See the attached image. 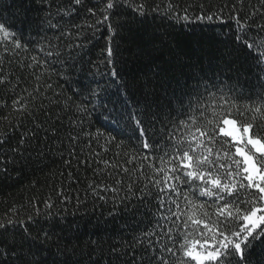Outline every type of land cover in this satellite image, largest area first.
Returning <instances> with one entry per match:
<instances>
[{"label": "snow or ice", "instance_id": "6c2138e0", "mask_svg": "<svg viewBox=\"0 0 264 264\" xmlns=\"http://www.w3.org/2000/svg\"><path fill=\"white\" fill-rule=\"evenodd\" d=\"M237 2L242 4L243 0ZM97 3H103V7H87L82 0H68V6L63 8L56 0H39V3L21 0L20 13L16 14L17 18L22 14L21 29H16L15 20L10 23L0 17V66L5 56H16L18 50H27V45L22 42V27L35 22L28 16L33 6L46 13L39 18L37 29L47 25L46 31L57 34L56 43L43 37L50 50L46 51L41 45L40 51L62 65L66 61L62 59L63 52L57 49L82 48V44L75 43L73 35L76 40L81 37L88 40L86 32L94 33L98 25L106 24L111 34L106 63L112 66L108 75L116 85L113 95L117 98L114 107L106 109L108 115L104 117L109 131L96 129L93 132L85 128L84 116L90 114L88 104L91 100L77 104L66 97L69 102L61 107V111L75 117L69 123L79 126L75 135H69L70 142H78L83 136L98 143L103 137L105 144L115 143L119 148L123 141L117 143L116 136L131 133L130 139H135L139 147L133 149L131 155L125 153L129 157L126 165L114 166L129 178L126 187L125 181L118 177L113 185H95L92 192L98 199H105L100 195L101 191L118 193L123 189L126 195L121 203L131 197H137L141 205L154 200L155 210L141 213L137 230L130 240L114 239L116 234L105 239L96 226L97 230L84 242L79 225L74 226L66 217L51 213L43 220L37 213L35 217L29 216L27 221L9 219L0 222V235L15 225H24L19 241L15 237L11 243L0 240V264H104L105 260L107 264H185V261L187 264H251L253 254L260 257L256 264H264V135H261L264 131V23L253 27L251 17L255 12L242 20L239 11H235L236 5L232 6L234 15L231 19L236 27L231 37V50L225 54L231 58L226 59L220 69L227 71L228 80L233 81L231 84L217 83L218 73L213 77L192 73L181 79L169 76L167 70L159 67L143 82L135 75L131 80L121 81V71L113 60L117 52L111 43L116 28L128 25L131 32L130 25L144 23L150 11L154 14L153 19L158 15L172 26L193 19H220L223 24L219 15L223 8L213 10L210 6L205 9L204 5H199V12L193 16L191 5L181 9L174 0H97ZM261 5L264 6V0ZM79 7H84L90 17L99 15L100 18L92 22L84 19L82 23L67 26L61 23L66 17L71 19L77 15ZM122 7L131 9V19L114 28L109 22L110 16L120 15ZM261 16L264 17V12ZM68 56L71 57V52ZM82 60L81 56L76 63ZM26 66L42 68L46 73L49 60L33 56ZM75 66V63L69 64V71ZM20 67L25 64L21 63ZM44 73L33 72L36 87L31 92L25 89L27 96L12 100V110L34 126L31 133L25 128L19 136L17 149L35 138L36 131L42 126L43 122L36 123L38 116L33 119L32 109L50 116L51 110L45 109L42 103L31 105V101L43 96L40 81ZM10 84L0 67V85ZM46 87L51 89L52 86L46 84ZM81 92H87L93 98L97 95V90L89 85H80L74 95ZM55 95L57 99L49 100V104L59 107L60 94ZM173 113L175 120L171 119ZM24 127L23 119L19 124L9 123L0 130L3 138L0 144L7 142V128ZM52 130L56 131L55 127ZM157 153L161 155L157 156ZM105 164L109 162L105 161ZM133 173L137 175L133 176ZM194 196L207 197L211 203L207 206L195 203ZM209 207L213 208L212 213L207 211ZM124 210L136 212L139 208L133 206L130 210L125 204ZM145 219L147 224L139 228V223ZM32 231L36 234L32 235ZM194 233L199 238L190 240Z\"/></svg>", "mask_w": 264, "mask_h": 264}, {"label": "trees", "instance_id": "16d2710c", "mask_svg": "<svg viewBox=\"0 0 264 264\" xmlns=\"http://www.w3.org/2000/svg\"><path fill=\"white\" fill-rule=\"evenodd\" d=\"M82 2L87 7L97 9L103 7V3L98 4L97 0H82ZM56 3L62 8L68 6V0H56ZM174 3L181 9L191 5L190 11L193 16L199 12V5H204L205 9L209 6L213 10L223 8L219 15L222 16L224 23L222 24L220 19L213 21L193 19L191 22H177L175 26H172L169 21L162 20L158 15L153 19L154 14L150 11L144 23L130 25L132 29L130 32L128 25L124 28H116L119 23L131 19V9L122 7L120 15L110 16L109 21L116 28V34L113 35L111 43L117 52L113 60L116 68L121 71V81L131 80L135 75L139 81L143 82L150 78L159 67L167 70L169 76H177L181 79L192 73L206 74L208 77L218 73L217 83L220 81L225 84L233 83L228 80L226 70L220 71L226 59L231 58L226 57L225 54L231 50V37L236 27L235 21L231 19L234 15L232 6L236 5L235 11H239L242 20L255 12V15L251 17L254 27L256 24L264 23V17L261 16L264 6L261 5V0H243L242 4L237 0H174ZM20 4L21 0H0V17L10 23L15 20L16 29H21L22 14L20 18L16 15L20 13ZM45 14L37 11L33 6L28 16L35 22L31 26L25 24L22 27V42L27 45V50H18L16 56H5L3 65L0 66L11 81L10 85H0V130L5 129L9 123L19 124L21 119L25 126L24 128H7V142L0 144V222L9 219L27 221L29 216L35 217L37 213L41 214L40 219L43 220L46 214L51 213L53 216L66 217L67 222L74 226L79 225V234L84 242L89 239V234L97 230L96 226L99 227L100 235L105 239L116 234L114 239L124 237L130 240L137 230L141 213L149 209L154 211L155 201L141 205L137 197H131L130 200L121 203L126 195L123 189L118 193L101 191L100 195H103L105 199H98L93 194L92 187L98 184L113 185L118 177L125 181L126 187L129 178L114 166L126 165L129 157L125 153L133 154V149L139 147L138 142L130 139V132L116 136L117 143L123 141V145L119 148L115 143L105 144L103 137L98 143L94 139L83 136L78 142H70L69 135H75L79 131V126L71 125L69 120L75 117L65 115L61 111V107L69 102L65 100L66 97L72 98L77 104L91 100L88 104L90 114L84 116L85 128L93 132L96 129L109 131L104 119L108 115L106 109H112L117 100L113 95L116 85L112 83L108 75L112 66L106 63V50L111 34L107 25L101 24L96 27L94 33L86 32L90 38L88 40L83 37L76 40L73 35L75 43L82 44L83 47L57 49L63 52L62 59L66 61L62 65L55 59L47 58L40 51L41 45L46 51L50 50L43 37L47 36L49 40L56 43L55 35L57 34L46 31L47 25L43 29H37L39 18ZM99 18V15L90 17L84 7H79L77 15L71 19L66 17L61 23L67 26L82 23L84 19L92 22ZM67 42L65 38V43ZM69 52L71 57L68 56ZM33 56L38 59H48L49 71L44 73L42 68H28L26 65L31 63ZM81 56L83 60L76 63ZM21 63L25 64V67L21 68ZM73 63L76 66L69 71L68 65ZM33 72L44 73L40 81L43 96L39 100L31 101V105L42 103L45 109L51 110V113L50 116H45L38 109H32L35 113L33 119L38 116L36 123L43 122L42 126L36 131L35 138L21 144L17 149L19 136L24 133L25 128L31 133L34 126L27 119L20 117L18 112L12 110V100L18 96H27L25 89L31 92L36 87ZM93 81H98L99 84ZM45 82L51 84V89L46 87ZM80 85H89L90 88L96 89V97L89 96L87 92L74 95L80 90ZM56 93L60 94L59 107L49 104V100L57 99ZM76 115L79 116L80 113ZM4 117H8V120H4ZM171 119H176L175 113L172 114ZM89 125L90 128H88ZM53 127L56 131L52 130ZM261 135H264V131H261ZM0 139L3 138L0 137ZM156 155L159 156L161 153ZM105 161L109 164L106 165ZM155 163L158 167L159 160ZM127 166L136 167L137 165ZM135 175L137 174L133 173V176ZM114 196L116 199H113ZM193 200L195 203L206 206L211 203L207 197L194 196ZM125 204L130 210L133 206H137L139 211L126 212ZM48 205L53 206L48 207ZM207 211L212 213L213 208L209 207ZM146 224L147 219L139 223V228H144ZM23 227L24 225H15L7 233L0 235V240L11 243L15 237L19 241ZM35 234V231H32V235ZM92 238L95 239V236ZM198 238V234L194 233L189 239ZM73 243L76 241L73 240ZM257 251L259 252V249ZM259 258L253 254L251 264H256ZM104 264H107L106 260Z\"/></svg>", "mask_w": 264, "mask_h": 264}, {"label": "rangeland", "instance_id": "374dc122", "mask_svg": "<svg viewBox=\"0 0 264 264\" xmlns=\"http://www.w3.org/2000/svg\"><path fill=\"white\" fill-rule=\"evenodd\" d=\"M229 127H231V126H229Z\"/></svg>", "mask_w": 264, "mask_h": 264}]
</instances>
